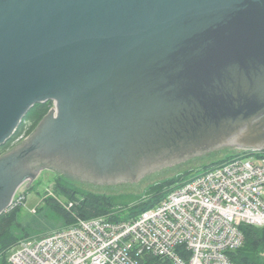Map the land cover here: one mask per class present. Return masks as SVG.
Instances as JSON below:
<instances>
[{
  "label": "water",
  "instance_id": "95a60500",
  "mask_svg": "<svg viewBox=\"0 0 264 264\" xmlns=\"http://www.w3.org/2000/svg\"><path fill=\"white\" fill-rule=\"evenodd\" d=\"M46 100L56 109L0 155V213L44 167L144 198L152 183L263 149L264 0H0V146ZM197 103L210 115L182 129ZM40 152L49 158L33 165Z\"/></svg>",
  "mask_w": 264,
  "mask_h": 264
},
{
  "label": "built area",
  "instance_id": "2783aa9c",
  "mask_svg": "<svg viewBox=\"0 0 264 264\" xmlns=\"http://www.w3.org/2000/svg\"><path fill=\"white\" fill-rule=\"evenodd\" d=\"M262 150L199 172L128 219L77 217L67 227L21 239L9 251V263L147 264L151 256L173 264H235L230 252L244 244L241 226H264ZM61 203L72 211L73 201Z\"/></svg>",
  "mask_w": 264,
  "mask_h": 264
},
{
  "label": "trees",
  "instance_id": "16d2710c",
  "mask_svg": "<svg viewBox=\"0 0 264 264\" xmlns=\"http://www.w3.org/2000/svg\"><path fill=\"white\" fill-rule=\"evenodd\" d=\"M227 92L233 96L236 94L232 89H228ZM52 105L53 100L36 103L25 115L14 135L0 146V155L12 146L14 139L24 130L27 134H31L50 112ZM208 115H210L208 108L202 107L199 103L191 105V109L185 112L184 117H181L179 126H181L182 129L199 128V125L202 124V120L208 118ZM179 128L180 127H177V132L181 134L182 129ZM262 151L264 152V150ZM233 157L234 155L212 164L204 165L195 171H188L185 172V174L165 179L150 187L148 190L149 196H147L146 199L133 207H129L127 210L120 209L121 206L117 207V199L119 198L116 197V195L84 190L72 185L63 177H59L56 179L55 191L65 197L67 199L66 202H74L72 207L73 212L66 209L61 203V200L55 197H49L46 199V202L48 208H51L54 212L48 217H50L49 219L60 221L63 227L73 224L77 217L92 218L101 215H109L115 220L128 219L154 206L171 190L179 187L199 172L219 165ZM20 209L19 207L9 208L0 213V264H10L8 256L11 248L21 239L29 237V232L26 231L18 221ZM56 216L61 217L56 218ZM241 228L245 237L244 244L238 249L230 252L231 260L235 264H264V226L260 227L253 224H243ZM146 260L147 264H173L168 258L150 256L147 257Z\"/></svg>",
  "mask_w": 264,
  "mask_h": 264
},
{
  "label": "rangeland",
  "instance_id": "374dc122",
  "mask_svg": "<svg viewBox=\"0 0 264 264\" xmlns=\"http://www.w3.org/2000/svg\"><path fill=\"white\" fill-rule=\"evenodd\" d=\"M29 135L30 134H26L23 139L12 144V146H10L3 153H5V152L11 150L12 148H14L15 146H17L19 143L24 141ZM251 149H254V148H248L247 150H244V151L239 152V153L231 154V155L224 157L220 160L226 159L232 155L235 156V155L243 154L244 152L251 150ZM263 150H264V148H263ZM217 161H219V160H217ZM214 162H216V161H214ZM214 162H211L209 164H212ZM209 164H206V165H209ZM203 166L204 165L196 166L194 168L180 172L174 176L185 174V172H188V171H193V170L195 171V170H197ZM59 177H63L62 172H58L57 170L52 169L50 167L42 168L41 170H39V173H37L36 176L33 178L31 184L23 192H21V191L25 187V185L28 183V180H26L24 183H22L19 186V188L14 193L11 202L9 203L8 207L6 208V209L15 208V207L21 208L18 221L26 229V231L29 232V234H28L29 237L38 236V235H41L44 233L52 232L54 230H57V229H60L61 227H63V224L60 221H56V219H49L50 217H48V216L50 214H53L54 211L51 208H48V204L46 202V199L49 197H55L56 199L61 200L62 202L67 201V199L65 197L61 196L60 194H58L55 191L56 179ZM169 178H171V177H169ZM159 182H161V181H159ZM159 182L150 184L144 190L143 195L146 196L144 198H143V196H139V195H135V194H116V197L119 198V199H117L118 200L117 207L121 206L120 209L127 210L129 207H133L134 205L141 203L144 199L147 198V196H149L148 190L150 189V187L159 183ZM72 185H74V184H72ZM74 186H76V185H74ZM60 217L61 216H59V217L56 216V218H60Z\"/></svg>",
  "mask_w": 264,
  "mask_h": 264
},
{
  "label": "flooded vegetation",
  "instance_id": "af4514ba",
  "mask_svg": "<svg viewBox=\"0 0 264 264\" xmlns=\"http://www.w3.org/2000/svg\"><path fill=\"white\" fill-rule=\"evenodd\" d=\"M48 115H49V113L47 114V116H48ZM47 116H46V117H47ZM38 126H39V125H38ZM42 150H43V149H42ZM47 157L49 158V155L46 156L45 153H41V152H40V153L36 154V156H35V161H36V163H33V165H34V164H35V165H36V164H39V162H42V161L45 162V161H46L45 158H47ZM59 161H60V160H59ZM33 162H34V161H33ZM60 163H61V161H60ZM66 167H69V166H65V168H66ZM72 170H73V169H72Z\"/></svg>",
  "mask_w": 264,
  "mask_h": 264
}]
</instances>
